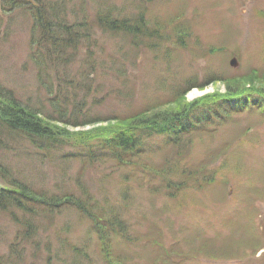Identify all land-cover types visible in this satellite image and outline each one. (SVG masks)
<instances>
[{
	"label": "rangeland",
	"instance_id": "374dc122",
	"mask_svg": "<svg viewBox=\"0 0 264 264\" xmlns=\"http://www.w3.org/2000/svg\"><path fill=\"white\" fill-rule=\"evenodd\" d=\"M70 24L76 32L59 30ZM261 81L264 0H0V86L41 115H64L55 130L82 145L5 136L0 187L17 194L21 182L44 197L31 212L28 200L0 195V264H264V94L236 109ZM230 92L239 94L220 112ZM191 102L199 121L219 111L209 129L144 138L123 162L75 156L134 130L126 123L137 112L170 121ZM53 194L91 206H44Z\"/></svg>",
	"mask_w": 264,
	"mask_h": 264
},
{
	"label": "trees",
	"instance_id": "16d2710c",
	"mask_svg": "<svg viewBox=\"0 0 264 264\" xmlns=\"http://www.w3.org/2000/svg\"><path fill=\"white\" fill-rule=\"evenodd\" d=\"M43 5L39 4L37 5V8L34 9V13L38 15L37 19L39 22L44 23L43 20L45 19L44 11L42 10ZM38 12V13H37ZM53 16L55 15V18L61 22V25H63V22L68 25L69 23H66V18L62 16L61 14L59 17L56 15L57 11L52 8ZM58 22V21H55ZM71 25V24H70ZM62 31V33L66 34H72L73 31L76 32V30H73V26H67V30L65 28L59 29ZM58 31V30H57ZM70 44L66 46L64 50H68L69 52L71 47H69ZM39 50L42 52L43 49L45 48L44 46L38 47ZM63 50V52H64ZM89 64L91 60L89 58L85 59ZM66 62V61H65ZM38 71H39V79L43 80L46 79L47 71L45 70V75H43L42 68H48L47 63L43 60H38ZM63 71H66V67H64ZM84 77V76H83ZM244 85V84H241ZM241 85H237L240 87H243ZM233 86V85H230ZM229 86V87H230ZM258 86V87H257ZM231 88V87H230ZM256 88H258L256 90ZM255 90V95L253 97H256L254 101L250 100H245L242 102L244 99H239L236 101V104H242L240 108L241 109L249 103L252 105H257L259 104L261 98L259 92L264 94V82L261 81L259 84L256 83V86H254ZM8 90L0 86V148H5L7 145L5 143V136L9 137L10 135H21L24 138H28L31 140V143H36V139L39 138L38 140H41L44 144H48V146H55V147H63L66 144H70V140L67 138H62L63 136L66 137H71V140L73 143H76L79 139L77 136V132H72L71 134H67L65 132H60V130L57 128L55 130V127L57 126L54 120H62L65 122H68L69 119L64 118V115L58 117L57 119H53L54 117L52 115H41L37 109H33L32 107L29 106H23L20 104V101L17 99V97L11 93L10 91L7 92ZM239 92L237 93H232L230 92L226 98L224 99H219L216 101L218 108L221 107L220 112H227L228 106L225 107V103H232L230 97H235ZM229 99V101H228ZM228 101V102H226ZM179 107L181 103L187 104L185 99H180L178 102H176ZM216 103L214 102L215 106ZM235 104V105H236ZM195 103L193 104L191 102V106L185 108L182 110V116H180V113H170V115H165L167 116V119H170V121L166 120V118L163 119H156V115H150V116H142L138 112L132 115L131 121H128L126 125L132 122L130 127H135L134 130L132 131H122L121 130H115V134L110 135L104 142L101 143H88L86 146V152L83 153L84 157L92 159L95 158L97 159L100 154L98 152H103V154H107L111 157H114L117 162H123V160H127L131 158L133 155L139 153L143 147H141V141L145 138H151L155 134H164L167 136L168 139H171L170 136L179 137L180 133L185 132H190L195 130V128H200L203 126V128H206L209 123L213 122V119H210V116H218L217 109L215 107L211 106L207 108V112L210 115H207L202 119V121L196 120L197 118L195 117V114H198L196 109H194ZM224 107V108H223ZM171 107H169L170 109ZM178 108V107H177ZM234 108V107H232ZM173 108H171L169 111H172ZM178 110V109H177ZM176 111V109L174 110ZM64 113V111H62ZM65 114V113H64ZM213 114V115H211ZM140 116V117H139ZM101 118H95L94 121H98ZM122 119H127V117H123ZM165 119V120H164ZM137 124V125H136ZM105 130L111 131L112 129H109L108 127H103ZM121 129V128H119ZM108 131V132H109ZM58 132V133H57ZM60 132V134H59ZM81 134H86L84 132H81ZM90 136V135H89ZM90 138L94 139V136H91ZM57 139V140H56ZM36 140V141H35ZM173 140H168L167 142H171ZM81 143V142H80ZM127 143V144H125ZM6 144V145H5ZM40 148H42V145H38ZM148 153V152H147ZM146 153V154H147ZM145 156V155H144ZM143 159V158H142ZM14 185L17 187V194L14 192V190H10L7 188H1L0 189V195L2 197L4 196H9L12 197L13 201H10L11 203H16L18 207H23V199L28 200L30 203L29 211L33 212L39 209V207L43 204L42 198L44 197L43 194L40 196L35 195L33 191L30 189L28 190L25 187L24 183L18 182L14 183ZM30 197V198H28ZM49 199H46V201ZM64 201L63 203L72 205L76 208H78L80 211L84 210L88 204L90 205L89 202L77 199L75 196L70 194L67 197H60L55 194H53L52 199L48 201V204H45L44 206L52 207L55 206L53 204L60 203V201ZM45 201V202H46ZM39 205V206H38ZM25 207V206H24ZM105 215V214H104ZM98 217V218H97ZM106 217V215L104 216ZM107 218V217H106ZM93 225L97 226L101 230H106L108 231V225H106V221H103L100 219L99 215H94L91 219ZM100 235V249L103 252V250L107 251V241H105V236L98 232Z\"/></svg>",
	"mask_w": 264,
	"mask_h": 264
},
{
	"label": "bare ground",
	"instance_id": "6f19581e",
	"mask_svg": "<svg viewBox=\"0 0 264 264\" xmlns=\"http://www.w3.org/2000/svg\"><path fill=\"white\" fill-rule=\"evenodd\" d=\"M201 91L198 89V88H194V89H192L190 92H189V97H191V98H194L195 97V95L196 94H198V93H200ZM220 109H222L221 107H219ZM34 109V108H33ZM70 118V117H69ZM217 118H219L218 116H214V118H213V121L214 120H216ZM211 123H209V125H210ZM212 125V124H211ZM210 125V126H211ZM210 128V127H209ZM208 128V129H209ZM58 133V132H57ZM59 134H60V132H59ZM250 223V222H249Z\"/></svg>",
	"mask_w": 264,
	"mask_h": 264
}]
</instances>
